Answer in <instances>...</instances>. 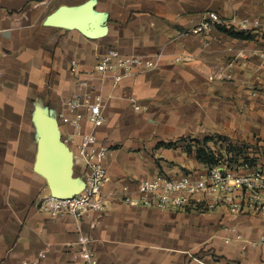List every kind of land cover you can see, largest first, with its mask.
<instances>
[{"label": "crops", "instance_id": "crops-1", "mask_svg": "<svg viewBox=\"0 0 264 264\" xmlns=\"http://www.w3.org/2000/svg\"><path fill=\"white\" fill-rule=\"evenodd\" d=\"M88 1L0 0V264L41 253L44 264H83L75 257L80 233L93 238L100 264H264L260 215L236 220L258 242L243 251L223 240L221 223L235 221L224 210L199 214L111 199L107 209L78 219L52 217L38 207L50 189L34 169V112L66 111L75 91L71 60L90 71L111 47L142 56L163 52L164 59L118 84L111 76L94 80L108 97L106 122L97 129L99 141L110 147L105 192L132 191L158 172L200 171L207 163L198 146L224 154L227 147L237 148L227 146V139L264 138V61L256 54L264 49V35L252 32L244 39L221 29L192 31L208 10L264 19V0H93L108 25L97 38L45 23L61 5ZM240 50L248 56L246 65L229 67ZM177 55L187 60L172 61ZM59 123L62 136L73 134L68 122ZM258 167L264 168V157ZM84 171L75 164L76 176L84 179Z\"/></svg>", "mask_w": 264, "mask_h": 264}, {"label": "built area", "instance_id": "built-area-1", "mask_svg": "<svg viewBox=\"0 0 264 264\" xmlns=\"http://www.w3.org/2000/svg\"><path fill=\"white\" fill-rule=\"evenodd\" d=\"M229 31L260 32L264 35V19L259 17H226L218 11L208 10L202 13L198 23L193 27L194 33H210L215 29ZM256 54L264 61V49L257 48ZM164 59L163 52L151 56L125 54L116 47L109 48L97 58L90 71H84L77 59L71 60V73L75 78V91L65 102L66 111L59 112L58 119L68 122L73 128L72 135H63L74 152L76 165L84 166L85 187L69 198H60L43 193L38 200V207L52 217L72 215L78 219L88 216L92 211L107 209L111 199L128 204H135L161 209L191 211L199 214L224 210L234 222L221 223L225 233V244H239L245 251L257 241H250L236 222L244 215H260L264 217V170L251 166L249 155L244 154L243 160L232 164L233 148H227L226 159L223 153L212 150L217 163L198 171H189L177 176L158 172L149 178L140 179L134 190L104 191L109 180L108 169L104 161L110 147L98 139L97 129L105 124L106 99L101 85L94 80L96 77L111 76L115 84L136 71L156 68ZM186 60L180 55L172 61ZM248 56L244 50L234 51L228 62L229 67L246 64ZM140 109V105H135ZM84 121L91 125L87 130ZM78 139V140H76ZM232 143L227 140V146ZM242 167V168H241ZM93 238L80 233L77 243L79 250L75 257L82 259L83 264H100L99 258L91 247ZM264 242V238L261 239ZM44 253L34 260H23L19 264H44Z\"/></svg>", "mask_w": 264, "mask_h": 264}, {"label": "water", "instance_id": "water-1", "mask_svg": "<svg viewBox=\"0 0 264 264\" xmlns=\"http://www.w3.org/2000/svg\"><path fill=\"white\" fill-rule=\"evenodd\" d=\"M93 0L80 6L61 5L50 13L45 23L78 29L88 37L97 38L108 32L105 14L95 12ZM37 129L38 152L34 169L48 182L51 194L69 198L85 187V180L75 175L74 152L62 136L56 111L38 108L33 115Z\"/></svg>", "mask_w": 264, "mask_h": 264}, {"label": "rangeland", "instance_id": "rangeland-1", "mask_svg": "<svg viewBox=\"0 0 264 264\" xmlns=\"http://www.w3.org/2000/svg\"><path fill=\"white\" fill-rule=\"evenodd\" d=\"M239 65H246V64L241 63ZM232 143H236L235 145H237V148H235L236 151L234 150L232 155H235V153H239V152L246 153L247 155H249V157H251L250 158L251 166L258 167V164H260V160L264 157V138H262L261 136H256L255 134L252 138L240 139L238 140V142H232ZM227 148L224 153V155H226L225 156L226 159L231 158L232 156L231 154L227 155V152H228ZM243 157L244 155L242 156L235 155L234 159L232 158V161L230 162L236 165L240 163L241 160H243ZM258 168H261L262 170H264L263 167H258ZM186 172L187 171H184L183 173H186ZM173 232H175V230H173ZM193 254L197 255L198 252L193 253Z\"/></svg>", "mask_w": 264, "mask_h": 264}, {"label": "trees", "instance_id": "trees-1", "mask_svg": "<svg viewBox=\"0 0 264 264\" xmlns=\"http://www.w3.org/2000/svg\"><path fill=\"white\" fill-rule=\"evenodd\" d=\"M223 31L235 36V37H239V38H244V39H248L251 37V32H242V31H229L227 29H222ZM210 140V137H206L204 139V141ZM197 154L199 156V158H201L205 163H208L209 165H214L217 163V159L214 155V153L212 152V150H208L206 148V146H198L197 147ZM235 155H239L242 156L244 155V153L239 152V153H235ZM234 159V158H233Z\"/></svg>", "mask_w": 264, "mask_h": 264}]
</instances>
